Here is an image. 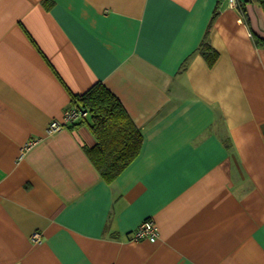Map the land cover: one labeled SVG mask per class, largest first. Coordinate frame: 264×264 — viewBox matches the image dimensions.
Returning <instances> with one entry per match:
<instances>
[{
    "label": "crops",
    "instance_id": "obj_1",
    "mask_svg": "<svg viewBox=\"0 0 264 264\" xmlns=\"http://www.w3.org/2000/svg\"><path fill=\"white\" fill-rule=\"evenodd\" d=\"M96 82L143 136L112 182L86 122L47 130ZM0 264H264L262 7L0 0Z\"/></svg>",
    "mask_w": 264,
    "mask_h": 264
},
{
    "label": "trees",
    "instance_id": "obj_2",
    "mask_svg": "<svg viewBox=\"0 0 264 264\" xmlns=\"http://www.w3.org/2000/svg\"><path fill=\"white\" fill-rule=\"evenodd\" d=\"M245 3H257L264 12V0H243ZM256 41H260L258 36ZM199 50L211 66L217 58V51L206 42L201 43ZM72 106L79 109L82 116L70 126L83 122L88 124L95 143L90 147L84 146L85 153L101 177L112 182L138 155L143 140L140 129L117 96L101 82L74 95Z\"/></svg>",
    "mask_w": 264,
    "mask_h": 264
},
{
    "label": "built area",
    "instance_id": "obj_3",
    "mask_svg": "<svg viewBox=\"0 0 264 264\" xmlns=\"http://www.w3.org/2000/svg\"><path fill=\"white\" fill-rule=\"evenodd\" d=\"M236 0H229V3L235 4ZM82 113L79 111V109L75 108L74 106H68L64 111H63V120L62 121H57L53 120L49 123L48 125V132H54L60 130L63 126L65 125H71L72 123L78 121L81 119ZM31 144V142L27 143L26 147H28ZM25 147V148H26ZM158 236L157 233V227L155 223L147 219L143 222H141L133 231L131 235L132 240H140L142 238H148L150 240H154ZM31 239L33 241H38L39 240V233L35 232L33 233Z\"/></svg>",
    "mask_w": 264,
    "mask_h": 264
}]
</instances>
